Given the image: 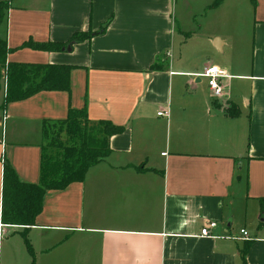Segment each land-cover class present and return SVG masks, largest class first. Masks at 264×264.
<instances>
[{
  "label": "crops",
  "instance_id": "0c3cea01",
  "mask_svg": "<svg viewBox=\"0 0 264 264\" xmlns=\"http://www.w3.org/2000/svg\"><path fill=\"white\" fill-rule=\"evenodd\" d=\"M9 7L0 36L16 49L7 62L73 66L69 91L3 105L0 89V156L17 178L38 183L42 122L64 119L69 108L123 130L82 182L44 193L33 225L0 218V264H243L246 245V264H264V0H10ZM106 21L104 32L70 50L20 48L65 43ZM210 65L228 74L218 98L201 76ZM228 105L239 115H226ZM161 110L168 115L157 116ZM210 221L219 236L245 229L249 240L200 237Z\"/></svg>",
  "mask_w": 264,
  "mask_h": 264
},
{
  "label": "trees",
  "instance_id": "16d2710c",
  "mask_svg": "<svg viewBox=\"0 0 264 264\" xmlns=\"http://www.w3.org/2000/svg\"><path fill=\"white\" fill-rule=\"evenodd\" d=\"M9 8L8 0H0V25ZM107 25L108 21L104 22L94 33L75 32L65 43L26 41L20 48L70 50L73 44L104 32ZM15 49L8 47L6 40L0 36V69L5 67L6 76L3 105L24 100L40 91L70 90L69 78L73 66L7 62V55ZM160 66L154 64L150 69H159ZM1 78L0 73V82ZM224 113L229 117H236L239 110L235 105H228L224 108ZM90 129L96 131L88 133ZM122 130V126L107 120L91 122L85 108H69L64 119L43 120L38 183L20 181L11 164L6 160L3 163L1 222L7 225H33L42 210L44 193L48 190H63L71 183L82 182L87 170L110 153L109 138ZM49 149L52 151L49 152ZM22 237L32 255L31 245L24 233ZM247 249L246 245L242 251L243 264H246Z\"/></svg>",
  "mask_w": 264,
  "mask_h": 264
},
{
  "label": "built area",
  "instance_id": "2783aa9c",
  "mask_svg": "<svg viewBox=\"0 0 264 264\" xmlns=\"http://www.w3.org/2000/svg\"><path fill=\"white\" fill-rule=\"evenodd\" d=\"M170 54L167 53V56H169ZM201 76H203L206 81H207V85L210 88V90L212 91V95L214 98H218L221 95V81L224 78L228 77V74L222 70L221 68H219L216 65H210L204 68ZM6 87V86H5ZM168 112L167 111H159L157 112V116H167ZM6 116L3 112V115L1 117V146H2V150H4V142H3V136H4V120H5ZM0 163L3 165L4 163V155H3V151L1 152V156H0ZM217 223L215 221H210L207 224H205L199 232V236L200 237H208V238H220V237H226V238H232L234 240H249V236H248V232L245 229H240L239 234L235 235V236H219L217 234L214 233V229L216 228Z\"/></svg>",
  "mask_w": 264,
  "mask_h": 264
},
{
  "label": "rangeland",
  "instance_id": "374dc122",
  "mask_svg": "<svg viewBox=\"0 0 264 264\" xmlns=\"http://www.w3.org/2000/svg\"><path fill=\"white\" fill-rule=\"evenodd\" d=\"M8 1H10V0H8ZM0 73H1V75H2L1 82H0V84H1V88H2L3 86H4V87L6 86L5 67L2 68V69H0ZM93 126L95 127V125H93ZM90 128H92V127L90 126ZM93 131H96V130H93ZM93 131H91V129H90L88 133H91V132H93ZM48 151L50 152V151H52V150L49 149Z\"/></svg>",
  "mask_w": 264,
  "mask_h": 264
}]
</instances>
